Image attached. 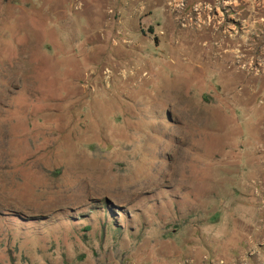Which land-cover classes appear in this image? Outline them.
<instances>
[{"label": "rangeland", "instance_id": "374dc122", "mask_svg": "<svg viewBox=\"0 0 264 264\" xmlns=\"http://www.w3.org/2000/svg\"><path fill=\"white\" fill-rule=\"evenodd\" d=\"M0 264H264V0H0Z\"/></svg>", "mask_w": 264, "mask_h": 264}, {"label": "bare ground", "instance_id": "6f19581e", "mask_svg": "<svg viewBox=\"0 0 264 264\" xmlns=\"http://www.w3.org/2000/svg\"><path fill=\"white\" fill-rule=\"evenodd\" d=\"M206 46H207V45H206ZM219 50H220V49H219ZM219 50H218L217 48L214 49V52L217 53V54L214 55L213 57H219V54H218ZM220 63L223 64V62H220ZM221 64H220V65H221ZM218 66H219V64H217V63L215 62L213 69H217ZM261 213H262V212H261Z\"/></svg>", "mask_w": 264, "mask_h": 264}]
</instances>
